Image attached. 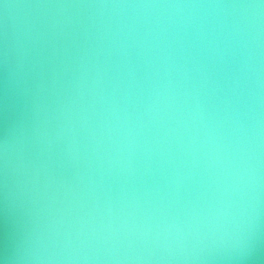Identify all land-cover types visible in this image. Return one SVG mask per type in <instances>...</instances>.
Listing matches in <instances>:
<instances>
[{"label":"water","instance_id":"obj_1","mask_svg":"<svg viewBox=\"0 0 264 264\" xmlns=\"http://www.w3.org/2000/svg\"><path fill=\"white\" fill-rule=\"evenodd\" d=\"M0 264H264V0H0Z\"/></svg>","mask_w":264,"mask_h":264}]
</instances>
